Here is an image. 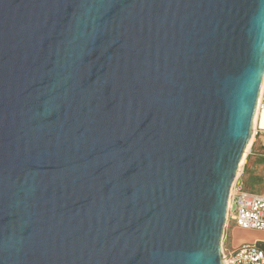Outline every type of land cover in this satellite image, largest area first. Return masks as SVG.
Instances as JSON below:
<instances>
[{
  "label": "water",
  "instance_id": "obj_1",
  "mask_svg": "<svg viewBox=\"0 0 264 264\" xmlns=\"http://www.w3.org/2000/svg\"><path fill=\"white\" fill-rule=\"evenodd\" d=\"M264 79V0H0V264H224Z\"/></svg>",
  "mask_w": 264,
  "mask_h": 264
},
{
  "label": "rangeland",
  "instance_id": "obj_2",
  "mask_svg": "<svg viewBox=\"0 0 264 264\" xmlns=\"http://www.w3.org/2000/svg\"><path fill=\"white\" fill-rule=\"evenodd\" d=\"M261 106L263 98H259ZM259 100L255 110L251 137L244 151L236 179L243 183L245 190L262 193L264 190V128L259 123ZM261 108V107H260ZM249 145V146H248ZM264 241V231L243 229L238 227L231 219L227 218L222 234V250L227 254L245 243Z\"/></svg>",
  "mask_w": 264,
  "mask_h": 264
},
{
  "label": "built area",
  "instance_id": "obj_3",
  "mask_svg": "<svg viewBox=\"0 0 264 264\" xmlns=\"http://www.w3.org/2000/svg\"><path fill=\"white\" fill-rule=\"evenodd\" d=\"M261 88V98L264 99V79ZM262 181L264 184V176ZM243 186V183L235 180L230 192L227 218L243 229L264 231V190L254 193ZM223 261L224 264H264V241L245 243L227 254L223 251Z\"/></svg>",
  "mask_w": 264,
  "mask_h": 264
},
{
  "label": "bare ground",
  "instance_id": "obj_4",
  "mask_svg": "<svg viewBox=\"0 0 264 264\" xmlns=\"http://www.w3.org/2000/svg\"><path fill=\"white\" fill-rule=\"evenodd\" d=\"M262 89V88H261ZM260 97H261V94H260ZM261 107V108H260ZM258 108H259V112H258V114H259V123H260V126H261V128H264V103H263V105L261 106V102H260V100H259V105H258ZM249 146V145H248ZM244 158H242V160H243ZM242 162V161H241ZM239 173H237V175H238ZM237 177V176H236Z\"/></svg>",
  "mask_w": 264,
  "mask_h": 264
}]
</instances>
